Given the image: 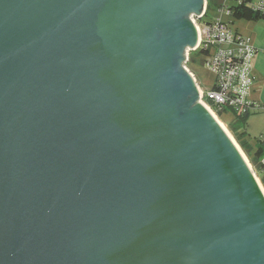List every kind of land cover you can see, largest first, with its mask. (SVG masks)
<instances>
[{
	"label": "water",
	"instance_id": "water-1",
	"mask_svg": "<svg viewBox=\"0 0 264 264\" xmlns=\"http://www.w3.org/2000/svg\"><path fill=\"white\" fill-rule=\"evenodd\" d=\"M205 0H0V264H264V195L199 102Z\"/></svg>",
	"mask_w": 264,
	"mask_h": 264
},
{
	"label": "built area",
	"instance_id": "built-area-1",
	"mask_svg": "<svg viewBox=\"0 0 264 264\" xmlns=\"http://www.w3.org/2000/svg\"><path fill=\"white\" fill-rule=\"evenodd\" d=\"M231 1L238 4L242 2ZM246 7L264 17V0H251ZM206 9L205 3L199 18L191 17L198 40L196 47L187 51L185 63L187 69L190 54L197 52L204 58V67L214 75V83L209 90L203 91L198 87L199 102L209 107L216 118L220 112L244 117L261 111L262 106L251 99L255 83L252 60L257 52L252 40L232 29L229 21H224L220 17H208ZM217 12L230 16V10L225 4ZM191 75L193 76L192 73ZM261 163V173L264 176V158Z\"/></svg>",
	"mask_w": 264,
	"mask_h": 264
},
{
	"label": "rangeland",
	"instance_id": "rangeland-1",
	"mask_svg": "<svg viewBox=\"0 0 264 264\" xmlns=\"http://www.w3.org/2000/svg\"><path fill=\"white\" fill-rule=\"evenodd\" d=\"M205 3L207 8V0L205 1ZM227 3L233 4L231 0H228ZM208 17H220L224 21H229L230 27L232 29H238L242 34L250 37L254 47L257 50L256 55L253 57L252 60V73L253 76L256 78V97H258V101L259 104L262 106V110L260 112L250 115L247 118L246 131L251 140H254L255 138L259 137H264V19H259L258 21L233 20L230 16L221 15L216 10L210 12ZM192 54L194 55V61H188L186 67L193 74L198 84V87L203 91H207L212 87L214 83V75L204 67V58L203 56H200L199 53L192 52L190 54L189 60L191 59ZM217 118L223 124L231 138H233L235 143L238 145L235 136L230 130V125L228 124L232 121V116L229 114H225L222 119H220L219 116H217ZM244 156L247 159L256 179L261 184L264 190L263 174L261 173V171H258L255 168V166L251 163V161L245 154Z\"/></svg>",
	"mask_w": 264,
	"mask_h": 264
},
{
	"label": "trees",
	"instance_id": "trees-1",
	"mask_svg": "<svg viewBox=\"0 0 264 264\" xmlns=\"http://www.w3.org/2000/svg\"><path fill=\"white\" fill-rule=\"evenodd\" d=\"M227 1L228 0H207V13L209 14L215 10L218 11L225 4L228 10H230V17L233 20L258 21L259 19H264L263 16L253 13L246 7V4L251 2V0H242L240 4L234 2L233 4H228ZM189 61H194L193 54L191 55V59ZM224 115L225 114L223 112H220V119H222ZM249 116L250 115H245L244 117L233 116V120L228 124L230 125V130L235 136L241 150L249 158L255 168L258 171H261L262 165L260 162L264 158V137L255 138L254 140L249 138L246 131L247 118Z\"/></svg>",
	"mask_w": 264,
	"mask_h": 264
},
{
	"label": "bare ground",
	"instance_id": "bare-ground-1",
	"mask_svg": "<svg viewBox=\"0 0 264 264\" xmlns=\"http://www.w3.org/2000/svg\"><path fill=\"white\" fill-rule=\"evenodd\" d=\"M203 106L211 113V115L215 118V120L218 122V124L221 126V128L224 130V132L230 137V135L228 134V132L226 131L225 127L223 126V124L220 122V120L218 118H216L215 114L211 111V109H209V107H207L206 105L203 104ZM261 191L264 195V190L261 186V184L259 183Z\"/></svg>",
	"mask_w": 264,
	"mask_h": 264
},
{
	"label": "crops",
	"instance_id": "crops-1",
	"mask_svg": "<svg viewBox=\"0 0 264 264\" xmlns=\"http://www.w3.org/2000/svg\"><path fill=\"white\" fill-rule=\"evenodd\" d=\"M236 31H239L238 29H235ZM240 32V31H239ZM256 55V54H255ZM256 87H257V83H256V78H255V83L253 85L252 91H251V99L253 101H256L257 103H259L258 101V97H256ZM260 112V111H259ZM232 116V115H231ZM232 120H233V116H232Z\"/></svg>",
	"mask_w": 264,
	"mask_h": 264
}]
</instances>
